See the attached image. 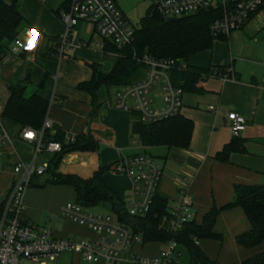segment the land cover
<instances>
[{"label":"crops","instance_id":"1","mask_svg":"<svg viewBox=\"0 0 264 264\" xmlns=\"http://www.w3.org/2000/svg\"><path fill=\"white\" fill-rule=\"evenodd\" d=\"M71 4L72 0H22L20 12L31 29L35 28L43 37L42 45L31 49V53L16 55L11 52L13 43H5L0 51V121L12 139V144L2 154L0 202L6 199L13 184V167L19 162L32 161L35 155L34 145L20 137L23 128L2 118L10 98L9 88L28 75L30 84L27 96L39 92L50 102L48 118L55 128L67 137L91 133L99 144L95 152L65 155L57 171L61 175L89 179L101 168H112L122 155L148 154L162 160L164 176L157 194L168 200L169 205L177 197L180 178L185 174L192 177L189 191L198 223L214 206L221 208L231 203L237 186L264 185V11L255 15L228 40H215L212 49L190 60L189 64L195 68L222 69L224 73L232 70V73L228 74L231 79L226 81L220 77L207 79L202 85L204 92L201 94L184 93L180 115L194 122V133L190 148L181 150L144 145L135 131L140 121L137 113L116 110V96L106 87L98 92L100 108L93 116L92 97L78 90V86L92 79L93 66L103 74H110L116 56L92 48H66L61 54L63 44L57 47L58 43L49 42V39L59 40L65 36L67 28L61 17L70 10ZM26 33L20 37L23 38ZM98 36L101 38L93 25L80 22L68 41L102 44L103 39L98 40ZM240 46H243L242 52ZM57 49L58 53H55ZM43 83L44 87L39 89ZM162 88L159 82L151 90V100L155 106L162 103ZM210 107L215 110L211 111ZM232 112L247 120V128L240 135L246 141L247 152L233 154L228 163H221L215 160V156L234 139L228 123V115ZM254 132L260 133L257 139L253 138ZM53 157L52 154L51 160ZM48 177L46 174L27 191L24 222L49 229L56 239L97 240L98 236L93 231L60 214L66 204L77 203L75 189L66 185L44 184L43 180ZM105 178L110 187L127 202L131 191L130 180L111 170ZM224 219L229 221V228L223 232L219 224ZM249 230L250 223L241 208L227 210L220 214L215 226V232L223 236V241L203 240L198 246L211 260L220 264H242L264 252V245L256 249L238 246L237 236ZM164 249L165 244L137 243L121 256L118 264H132L131 257L134 255L157 258ZM180 249L181 264H191L189 252L185 248ZM64 255L51 264H81V260L84 261L80 256L71 254V258H66ZM20 264L35 263L24 259Z\"/></svg>","mask_w":264,"mask_h":264},{"label":"built area","instance_id":"2","mask_svg":"<svg viewBox=\"0 0 264 264\" xmlns=\"http://www.w3.org/2000/svg\"><path fill=\"white\" fill-rule=\"evenodd\" d=\"M153 10L166 18H184L202 11L219 10L221 17L211 25L214 36L229 38L233 33L243 29L247 23L264 7V0H152ZM62 21L67 31L63 37V49L92 48L103 51L105 42L110 41L118 48L131 45L135 39V29L127 24L126 18L116 0H72L69 11L62 14ZM84 22L94 26L103 39L102 44L77 43L68 41L73 29ZM18 38L13 42L11 52L20 55L29 49L28 44L36 45L38 36L34 33ZM137 61L147 67L139 81L130 86L126 93H117L114 108L126 113H137L145 124L159 123L180 115L183 106L184 91L174 86L170 72L176 69H186L185 63L178 60H154L148 55ZM264 65V60H263ZM214 73L224 81L231 79L228 74ZM232 75V74H231ZM161 82L163 98L159 106L151 100V90ZM264 87V82H263ZM214 111V107H210ZM229 128L234 137H239L247 128V120L232 112L228 115ZM46 131L55 133V126L48 118L41 130L24 128L20 137L34 145L35 155L30 162H19L13 167L14 181L6 197V206L0 218V264H19L21 260H29L35 264H51L63 254L80 256L85 262L97 264H118L121 256L137 243L141 236L135 235L131 228L118 221L114 214L98 215L85 209L78 203L66 204L61 208V216L93 231L98 239H56L47 228L26 224L23 220L25 198L27 191L47 174L49 164H40L39 158L44 153L57 155L62 153L63 145L59 142L46 143ZM75 137H67L73 142ZM12 144V139L3 128L0 121V169L4 149ZM114 174L127 177L131 182V191L127 199L130 216L143 217L147 215L158 195V187L164 176L163 165L148 154L133 156L122 155L111 168ZM192 177L183 175L179 180L177 197L169 206V216L164 218L161 228L177 235L185 227L195 221L194 203L190 195ZM182 251L176 240L165 244V249L157 258H147L134 255L132 264H181Z\"/></svg>","mask_w":264,"mask_h":264},{"label":"trees","instance_id":"3","mask_svg":"<svg viewBox=\"0 0 264 264\" xmlns=\"http://www.w3.org/2000/svg\"><path fill=\"white\" fill-rule=\"evenodd\" d=\"M22 0H0V51L5 43L11 44L24 32L31 31L27 20L20 12ZM264 11V7L262 8ZM58 13V12H57ZM221 17L220 11L208 10L178 18L168 23L167 18L152 9L135 29L134 42L124 48H118L110 41L105 42V53L116 56L114 68L110 74L93 66V77L90 81L78 86V90L88 93L93 100L95 116L100 108L97 95L102 87L132 86L143 78L147 67L137 59L144 55L154 60L174 59L185 63L186 69H176L170 72L175 87L184 93L201 94L204 92L203 83L213 77L214 73L225 74L224 70H202L192 67L190 60L213 47L215 40H228L225 36H214L211 25ZM43 37L39 34L34 48L42 45ZM63 39H49L50 43L62 45ZM24 51V54L31 53ZM58 53V49L55 51ZM30 75L23 81L9 88L10 98L2 115L3 119L24 128L41 130L50 110V102L39 92L27 96ZM44 87V83L39 89ZM136 116L140 119L139 114ZM144 145L151 147H166L169 149L188 150L194 133V122L178 115L169 120L154 124L139 121L135 127ZM46 143L59 142L63 151L54 155L47 170L48 178L44 184L66 185L75 189L77 203L88 210L103 205L110 206V212L118 221L127 224L135 235L141 236L143 244H166L176 240L180 248H185L191 258V264H220L211 260L198 246L199 241H223V236L215 232L216 222L220 214L234 208H241L250 223V230L237 236L238 246L245 249H256L264 245V185H239L235 188L234 199L221 208L214 206L201 223L196 220L189 223L177 235H173L161 228L162 220L169 216V202L157 195L151 211L143 217L130 216L127 203L110 187L105 175L111 168H101L89 179H82L76 175H61L57 171L63 157L75 152H95L99 144L91 133H84L75 137L73 142L67 141V136L55 128V133L46 131ZM246 141L239 137L225 146L215 156V160L228 163L233 154L246 153ZM36 182L41 180L36 179ZM6 200L0 202V218L5 210ZM242 264H264V252L247 259Z\"/></svg>","mask_w":264,"mask_h":264},{"label":"rangeland","instance_id":"4","mask_svg":"<svg viewBox=\"0 0 264 264\" xmlns=\"http://www.w3.org/2000/svg\"><path fill=\"white\" fill-rule=\"evenodd\" d=\"M116 2L118 4L119 8L121 9V11L123 12V14L126 18L127 24L130 27H132L133 29H136L140 26L142 20L147 16L149 10L152 9V7H153V1L152 0H116ZM237 32H235V33H237ZM97 38H98V40H102L99 36ZM239 49H240V52H242L243 46L242 47L240 46ZM152 92H151V95H152ZM258 134H260V133L258 132ZM258 134H257V132H254L253 138L257 139L256 137L258 136ZM51 158H52V154L45 153L40 157V163L41 164L48 163V162H50ZM157 160L162 164L161 159H157ZM45 177H46V175H45ZM91 212L94 214H110L111 213L109 210L102 208V207H97L96 209H93ZM228 228H229V221L227 219H224L219 224V229L224 232V231H227ZM199 243H200V241L198 242V244ZM71 256H72L71 254L67 253L63 257H66V258L70 257L71 258ZM81 264H90V263H87V262L81 260Z\"/></svg>","mask_w":264,"mask_h":264},{"label":"water","instance_id":"5","mask_svg":"<svg viewBox=\"0 0 264 264\" xmlns=\"http://www.w3.org/2000/svg\"><path fill=\"white\" fill-rule=\"evenodd\" d=\"M166 21H167L168 23H172V22H175L176 19H175V18H167ZM127 90H128L127 87H114V88L111 89V94H112L113 96H116L117 93H119V92H120V93H126ZM102 207L105 208V209H107V210H110V206H108V205H103Z\"/></svg>","mask_w":264,"mask_h":264},{"label":"snow or ice","instance_id":"6","mask_svg":"<svg viewBox=\"0 0 264 264\" xmlns=\"http://www.w3.org/2000/svg\"><path fill=\"white\" fill-rule=\"evenodd\" d=\"M33 33L38 36V33H36L35 30L33 31ZM29 47L30 48H34L35 47V44L30 43Z\"/></svg>","mask_w":264,"mask_h":264},{"label":"clouds","instance_id":"7","mask_svg":"<svg viewBox=\"0 0 264 264\" xmlns=\"http://www.w3.org/2000/svg\"><path fill=\"white\" fill-rule=\"evenodd\" d=\"M34 30L36 31V29H35V28H33V29H32V32H31V33H29V35L33 34V31H34ZM29 45H30V43L28 44V48H29V49H31V48L29 47Z\"/></svg>","mask_w":264,"mask_h":264}]
</instances>
